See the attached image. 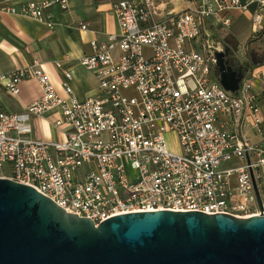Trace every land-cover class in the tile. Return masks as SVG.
I'll use <instances>...</instances> for the list:
<instances>
[{
	"label": "built area",
	"instance_id": "built-area-1",
	"mask_svg": "<svg viewBox=\"0 0 264 264\" xmlns=\"http://www.w3.org/2000/svg\"><path fill=\"white\" fill-rule=\"evenodd\" d=\"M185 1L182 10L173 0L113 1L118 33L92 40L91 54L78 60L97 81L84 100L69 71L60 96L37 61L0 74L12 96L23 80L40 90L24 113L0 108V178L95 225L157 210L264 214V78L246 70L231 92L215 56L231 50L224 32L235 10L251 11L253 34L264 32V0ZM68 9V0H0V12L48 29ZM52 110L65 138H32L30 115Z\"/></svg>",
	"mask_w": 264,
	"mask_h": 264
},
{
	"label": "water",
	"instance_id": "water-1",
	"mask_svg": "<svg viewBox=\"0 0 264 264\" xmlns=\"http://www.w3.org/2000/svg\"><path fill=\"white\" fill-rule=\"evenodd\" d=\"M215 56L221 84L237 91L243 73L229 65L228 49ZM0 264H264V214L157 210L95 225L0 178Z\"/></svg>",
	"mask_w": 264,
	"mask_h": 264
},
{
	"label": "crops",
	"instance_id": "crops-1",
	"mask_svg": "<svg viewBox=\"0 0 264 264\" xmlns=\"http://www.w3.org/2000/svg\"><path fill=\"white\" fill-rule=\"evenodd\" d=\"M67 12L55 13L54 27L46 28L44 25L22 16H14L0 12V74H7L16 68L27 66L37 61L47 74L60 96H64L62 84L65 80L64 72L72 75L69 84L74 96L84 100L95 93L97 81L92 72L79 65V58L91 54V41L106 40L108 34H117L118 24L112 11L115 0H68ZM174 8L182 10L187 7L185 0H173ZM232 25L224 32L237 43V51L248 48L251 30V13L249 11L235 10L231 13ZM239 18H246L250 24L248 33L240 41L231 31ZM79 23L86 25L82 30ZM259 34L264 35V32ZM254 37L249 46L260 43L264 45V36ZM225 40V39H224ZM225 46H229L225 42ZM248 71L259 73L264 78V61L256 67H248ZM40 95L35 80H23L19 85V93L12 96L0 85V108L14 112L24 113L25 108ZM58 110H52L42 116L30 115V136L36 140L61 141L66 136L64 127L56 126L55 120L59 118Z\"/></svg>",
	"mask_w": 264,
	"mask_h": 264
},
{
	"label": "rangeland",
	"instance_id": "rangeland-1",
	"mask_svg": "<svg viewBox=\"0 0 264 264\" xmlns=\"http://www.w3.org/2000/svg\"><path fill=\"white\" fill-rule=\"evenodd\" d=\"M251 13V11H249ZM231 31L238 37V40L240 41L243 39L248 33L250 34V24L247 22L246 18H239V20L233 25L231 28ZM262 34H259V36ZM264 36V35H262ZM254 37H258V35L250 34L249 39H253ZM233 39L229 36L225 37V42L229 44V46H232L231 41ZM233 48V46H232ZM245 63H251L249 56L247 55V51H244L241 49L240 52L237 51V48L231 49L229 52V65L235 70H237L239 67H244ZM248 70V67L246 68ZM125 94H129V92H125ZM167 139L169 140L170 144L172 146L175 145V138L173 135H168Z\"/></svg>",
	"mask_w": 264,
	"mask_h": 264
},
{
	"label": "trees",
	"instance_id": "trees-1",
	"mask_svg": "<svg viewBox=\"0 0 264 264\" xmlns=\"http://www.w3.org/2000/svg\"><path fill=\"white\" fill-rule=\"evenodd\" d=\"M261 33V32H260ZM255 35H259V33L255 34ZM231 41V39H229ZM253 40H248V48L246 50L247 51V55L250 58L251 63H245V66L239 67L237 69V71H240L242 73H244L247 69V67L253 68L256 67L258 65H260L262 63V61H264V45H261L260 43H258L257 45H253V46H249V43L252 42ZM233 48L231 47V49H235L237 48V43L233 41H231ZM228 52H230L231 50L229 48ZM236 70V69H235Z\"/></svg>",
	"mask_w": 264,
	"mask_h": 264
}]
</instances>
